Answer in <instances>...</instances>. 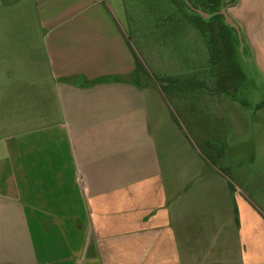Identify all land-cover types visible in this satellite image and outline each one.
I'll use <instances>...</instances> for the list:
<instances>
[{"label":"crops","instance_id":"obj_1","mask_svg":"<svg viewBox=\"0 0 264 264\" xmlns=\"http://www.w3.org/2000/svg\"><path fill=\"white\" fill-rule=\"evenodd\" d=\"M225 7L252 93L214 162L134 80L125 0H0V264H264V0Z\"/></svg>","mask_w":264,"mask_h":264},{"label":"rangeland","instance_id":"obj_2","mask_svg":"<svg viewBox=\"0 0 264 264\" xmlns=\"http://www.w3.org/2000/svg\"><path fill=\"white\" fill-rule=\"evenodd\" d=\"M232 1L216 5L210 0H125L124 31L141 60L138 74L146 73L134 80L151 91L159 87L149 93L151 108L158 96L161 108L174 114L185 134L214 162L226 150L236 103L252 93L244 88L251 81L245 82L250 65L243 61L246 49L240 34L226 26L225 16L219 13ZM196 9L218 13L206 17ZM42 36L38 29L39 42ZM21 37L25 38L23 32Z\"/></svg>","mask_w":264,"mask_h":264},{"label":"water","instance_id":"obj_3","mask_svg":"<svg viewBox=\"0 0 264 264\" xmlns=\"http://www.w3.org/2000/svg\"><path fill=\"white\" fill-rule=\"evenodd\" d=\"M200 14H203L204 16H206V17H210V16H213V15H215L216 13H218V12H212V13H208V12H205V11H203V10H201V9H196ZM219 13H222V14H224V16H225V20H226V23L227 24H229V25H231V26H233L239 33H240V30H239V27H238V25L235 23V21L231 18V16L228 14V12H227V7H223L222 9H221V11H219Z\"/></svg>","mask_w":264,"mask_h":264},{"label":"trees","instance_id":"obj_4","mask_svg":"<svg viewBox=\"0 0 264 264\" xmlns=\"http://www.w3.org/2000/svg\"><path fill=\"white\" fill-rule=\"evenodd\" d=\"M224 1V0H223ZM210 2H211V4H216V5H218V4H220V2H221V0H210ZM223 17H224V15L223 14H221ZM225 23V25L226 26H228L230 29H232V30H236L233 26H230L229 24H227L226 22H224ZM210 44H212V40L210 41ZM136 60H137V63L139 64V65H141V61L139 60V58L138 57H136Z\"/></svg>","mask_w":264,"mask_h":264}]
</instances>
